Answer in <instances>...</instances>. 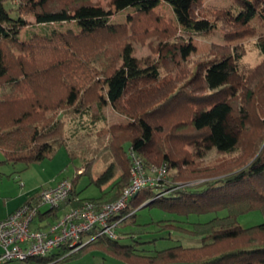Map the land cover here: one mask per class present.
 Listing matches in <instances>:
<instances>
[{
	"label": "trees",
	"instance_id": "1",
	"mask_svg": "<svg viewBox=\"0 0 264 264\" xmlns=\"http://www.w3.org/2000/svg\"><path fill=\"white\" fill-rule=\"evenodd\" d=\"M49 1L0 0L2 162L27 169L46 158L49 148L66 146L64 116L51 114L54 110L103 121L104 97L99 93L106 90V100L130 120L98 131L103 141L97 151L109 150L114 156L99 180L116 179L99 198H81L76 182L86 173H77L65 202L53 208L43 205V213L53 211L46 216L48 224L85 201L100 208L118 200L131 183L135 159L143 163L146 175L153 173V181L114 217L120 220L116 237L89 232L83 237L88 242L75 252L65 246L20 262L64 264L92 253L124 264H264V222L247 227L238 223L243 214L264 215V73L253 77L261 93L259 104L247 81L250 67L239 68L243 40L257 35L252 21L257 17L264 24V0H238L235 7L217 12L206 9L204 0H167L175 5L177 21L157 13L161 0H111L122 9L133 8L124 24L111 22L110 11L88 0H62L57 5ZM21 13L35 17L37 24L76 20L80 32L56 30L22 40L20 33L29 24ZM205 22L207 28L202 27ZM214 28L224 32V43H211L203 58L188 59L194 51L191 35ZM136 44H147L159 56L160 66L148 70L138 63L133 55ZM259 49L264 55V43ZM232 71L242 77L241 84L226 82ZM129 105L134 109L130 116ZM230 120L238 124V134L229 129ZM208 140L220 157L202 164L188 147ZM160 169L161 177L156 174ZM39 198L38 192L29 202ZM65 204L70 208L63 212ZM142 206L168 211L174 217L152 223L170 234L201 237V244L147 249L144 246L156 240H141L151 232L148 227L122 231L129 224L141 225L135 217ZM202 215L212 216L192 218ZM135 234L136 241L120 243Z\"/></svg>",
	"mask_w": 264,
	"mask_h": 264
},
{
	"label": "rangeland",
	"instance_id": "2",
	"mask_svg": "<svg viewBox=\"0 0 264 264\" xmlns=\"http://www.w3.org/2000/svg\"><path fill=\"white\" fill-rule=\"evenodd\" d=\"M59 1L62 0H50L49 2L50 4L53 3V5H57ZM88 1L93 3L94 5L100 6L101 8H105L110 11L111 22L115 24L128 23L129 18L133 13L132 7L122 9L117 3L111 4V0ZM237 1L238 0H204L203 6L206 9L209 8V10L217 12L220 9L229 10L235 7ZM156 11L157 13L164 14L166 16L167 21H177L175 5L172 2H169L167 0H161L160 5L156 8ZM20 16L25 17L26 21L29 24L28 26L23 28L20 33L19 37L22 40L29 39L35 33L44 35L50 34L51 32L56 30L60 32H66L70 29L75 31L76 33L80 32L79 22H77L76 20L63 23L37 24L35 17L30 14L21 13ZM208 25L209 24L205 22L202 27L207 28ZM252 25L254 26V28H256L255 31L257 32V35L247 37L243 40L242 46L244 48V55L242 61L240 62L241 66H239V68L240 70H248L247 68L250 67V69L246 72L248 74L247 81L248 84H252L250 91H254V103L260 104L262 102L261 93L260 90L256 86H254L255 80L253 79V77H262V73H264V55L259 49V44L261 42L264 43V24L261 23L256 17L252 21ZM181 28L183 29L184 26L181 25ZM223 36L224 32L221 29L219 30L218 28L210 30L209 33H204L203 31L194 32V34H192L190 38V43L192 44L194 51L187 58L191 61H196L199 58H203L210 50L211 43H224ZM133 49V55L135 56L136 61L144 65V67H146L148 70H153L160 66L159 56L154 54L147 47V44L143 47L137 44L133 45ZM122 65V62H120L119 70H121ZM226 82L239 85L242 83V77L232 71L231 74L227 76ZM99 94L104 97V104L102 109L104 120L98 123L91 122L90 118L87 115H72L71 113H66L61 110H54L51 112V114L56 113L59 117L64 116L63 119L65 121L64 123L66 132L65 139L67 145L64 147L49 148L48 156L46 158L31 164L30 173L32 174L31 176L36 181H38V183H40V189L38 190L39 192L41 190L49 189L55 186L54 184L57 183L60 179L72 180L74 177L77 176L78 172H84L86 174L78 176L76 182V188L78 191H80V197L88 199L99 198L103 192L102 190H107L112 181L116 179L114 178L108 182L99 180L101 174H103V172L111 164H113L114 156L109 150H104L100 152L97 151L100 145L99 143L103 141L102 138H100V135H98V131L110 125H127L130 123V120L121 112L116 111L106 100V90H100ZM133 110L134 109L130 105L127 106V113H129L128 116L132 114L131 112ZM229 129L236 134L239 133V126L234 120L229 121ZM188 149L193 154L194 160L201 161L202 164L214 163L216 159L220 157V155L216 153L214 144L209 140L195 145H190ZM117 174L118 172L116 171L115 176H117ZM152 175L153 173L151 174V176ZM136 211V223L141 225L150 223V226H138L134 224H129L128 227L123 228L122 231L127 232L130 230L148 227L146 229L150 230L151 232L142 234L141 240L150 241L156 238L154 242H150L144 246L149 250L155 251L177 244H183L187 246H198L202 242L201 237L185 236L179 233L178 231H172V233L170 234L168 229H161L164 227L152 223L153 221L156 222L158 220H165L174 217L168 211L158 206H142L136 209ZM211 216L212 215L192 216V218L207 220ZM132 219L133 218H131L130 220ZM262 222H264V215L259 211L243 214L238 218V223L244 227L260 224ZM138 237L139 234H135L134 238L120 239V243H132L133 240L136 241V238ZM96 253L101 254L99 252ZM101 260L103 261V259H101L99 256L93 257L92 253H87L86 255H84V257H82V259L78 261H82L88 264L91 262L95 263ZM106 261H109L110 263L111 258ZM76 262L64 264H75ZM8 264L27 263L20 261H12L8 262Z\"/></svg>",
	"mask_w": 264,
	"mask_h": 264
},
{
	"label": "built area",
	"instance_id": "3",
	"mask_svg": "<svg viewBox=\"0 0 264 264\" xmlns=\"http://www.w3.org/2000/svg\"><path fill=\"white\" fill-rule=\"evenodd\" d=\"M131 174V183L118 200L100 208L85 201L45 227L35 226L40 206L53 208L65 202L70 196L72 183L63 179L57 187L41 190L38 202L32 199L0 220V264L47 256L65 246L67 252H75L88 242L83 237L89 232L116 237L114 229L120 220L115 221L114 217L127 208L132 196L153 181L152 176L146 175L139 159L134 160ZM156 174L163 176L164 169Z\"/></svg>",
	"mask_w": 264,
	"mask_h": 264
},
{
	"label": "crops",
	"instance_id": "4",
	"mask_svg": "<svg viewBox=\"0 0 264 264\" xmlns=\"http://www.w3.org/2000/svg\"><path fill=\"white\" fill-rule=\"evenodd\" d=\"M3 159H4V154L2 150L0 149V220L5 219L6 217H8L9 214H11L18 207L28 202L29 198L33 196L34 194H37L39 192L38 190L40 189V183H38V181H36L31 176L32 175L30 173L31 165L29 166V168L25 169L24 165H21V164L12 165L9 163H4L2 162ZM62 180L63 179H60L57 183L54 184L55 186L51 188L57 187L58 184ZM69 208L70 207H67V205L65 204L61 210L65 212ZM46 209H47L46 206H43L40 209L39 216L37 217L35 221V226H45L46 224L49 223L48 220H46V216L53 214V211H48L46 213L45 212L43 213V211ZM61 212L62 211H60L59 214H61ZM56 216L58 215L56 214ZM59 216L54 217L53 220L55 219L57 220ZM51 223L53 222L51 221ZM92 256L95 257L93 254ZM110 258H111V261L109 263V261H106V260ZM77 263L82 264L84 262L77 261L75 264ZM114 263L124 264L120 260H117L109 256L107 257V259H103V261L101 260L95 263L91 262L88 264H114ZM3 264H8V262L3 263Z\"/></svg>",
	"mask_w": 264,
	"mask_h": 264
}]
</instances>
